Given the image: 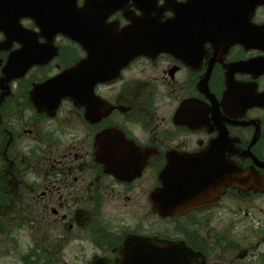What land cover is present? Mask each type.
<instances>
[{"label": "flooded vegetation", "instance_id": "af4514ba", "mask_svg": "<svg viewBox=\"0 0 264 264\" xmlns=\"http://www.w3.org/2000/svg\"><path fill=\"white\" fill-rule=\"evenodd\" d=\"M165 2L0 0V82L11 59L42 60L0 85V264L28 239L43 264L148 259L146 242L264 264V32L226 48L200 29L234 23L186 22L167 52L122 46L174 18ZM85 60L88 95L40 112L34 85Z\"/></svg>", "mask_w": 264, "mask_h": 264}, {"label": "water", "instance_id": "95a60500", "mask_svg": "<svg viewBox=\"0 0 264 264\" xmlns=\"http://www.w3.org/2000/svg\"><path fill=\"white\" fill-rule=\"evenodd\" d=\"M166 4L175 13L173 19L166 22L157 21L154 26L143 24L142 28L137 30V34H133L132 38L139 43V53H152L155 48L167 50L172 32L185 31V29L177 28L175 25L177 22L183 23L189 20L203 23L246 22L245 28L208 25L200 29L206 33L204 36L207 42L215 43V45L222 43L227 48L235 43L247 44L249 37L244 35L243 31H249L252 28L264 29V26H255L252 22L256 9L264 5V0H188L184 3L166 0ZM130 33H135V30H131ZM34 63H40V61H34L31 64ZM86 63L87 61L81 63L78 68L70 69L45 83L35 85L30 97L34 106L42 112V110H47L44 107L46 104H52V109H56L64 98L76 101V98L86 97L90 92L88 86L99 80V77L95 76L94 82L90 81L85 69ZM28 68L22 69L24 71L21 70V73L15 77L24 76ZM12 78L14 77L8 76L0 82L3 90L8 89V86L5 87L2 83L9 82ZM8 94L9 92L2 93L0 102ZM146 243L142 248L143 255L148 252L151 258H129L118 261L116 264H187L188 258L192 255L185 247L178 249L174 244L160 242L157 247L156 244ZM124 250L125 256L131 248L126 246ZM94 264L103 263L95 262Z\"/></svg>", "mask_w": 264, "mask_h": 264}, {"label": "rangeland", "instance_id": "374dc122", "mask_svg": "<svg viewBox=\"0 0 264 264\" xmlns=\"http://www.w3.org/2000/svg\"><path fill=\"white\" fill-rule=\"evenodd\" d=\"M262 13V14H261ZM257 19L258 20H260V21H262V20H264V11H262V12H259L258 13V15H257ZM33 243H34V241L33 240H31V239H28L27 241H26V250H24V251H22V252H15V254L16 255H14V264H20L19 263V259H20V256L21 255H23V254H25V253H27V250L29 249V247L31 246V245H33ZM74 255H72L71 254V252H69L68 253V257L69 258H72ZM43 259H45L44 258V256L42 255V262H43ZM34 260H30L29 262H33Z\"/></svg>", "mask_w": 264, "mask_h": 264}]
</instances>
